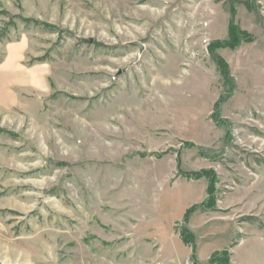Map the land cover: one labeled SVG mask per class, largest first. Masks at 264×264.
<instances>
[{
    "label": "rangeland",
    "instance_id": "rangeland-1",
    "mask_svg": "<svg viewBox=\"0 0 264 264\" xmlns=\"http://www.w3.org/2000/svg\"><path fill=\"white\" fill-rule=\"evenodd\" d=\"M22 37L46 78L0 107L2 263L264 264V0H0Z\"/></svg>",
    "mask_w": 264,
    "mask_h": 264
},
{
    "label": "crops",
    "instance_id": "crops-1",
    "mask_svg": "<svg viewBox=\"0 0 264 264\" xmlns=\"http://www.w3.org/2000/svg\"><path fill=\"white\" fill-rule=\"evenodd\" d=\"M4 43L0 45L4 53L0 56V107L11 110L35 100L33 94L44 89L46 76L42 66L25 64V37Z\"/></svg>",
    "mask_w": 264,
    "mask_h": 264
},
{
    "label": "trees",
    "instance_id": "trees-1",
    "mask_svg": "<svg viewBox=\"0 0 264 264\" xmlns=\"http://www.w3.org/2000/svg\"><path fill=\"white\" fill-rule=\"evenodd\" d=\"M234 2V1H233ZM27 20H30V19H27ZM229 35H230V37H229V41H225V42H222V43H224L225 45L227 44V43H229V44H236V45H239L242 41H241V37H244L245 36V33H244V31L240 28V26L239 25H237L236 23H235V21H234V19H232L231 21H230V31H229ZM219 42H216V44H218ZM221 43V42H220ZM212 53H214V52H212ZM215 57H216V60H219L220 59V61H221V57H219L218 55H215ZM220 61H218L219 62V65H221V62ZM188 211V210H187ZM189 214H190V212L188 211L187 212V214H186V219L188 218V216H189ZM183 240L186 242V243H191L192 242V238H191V236H190V234H189V232H187L186 231V229L185 230H183Z\"/></svg>",
    "mask_w": 264,
    "mask_h": 264
},
{
    "label": "water",
    "instance_id": "water-1",
    "mask_svg": "<svg viewBox=\"0 0 264 264\" xmlns=\"http://www.w3.org/2000/svg\"><path fill=\"white\" fill-rule=\"evenodd\" d=\"M84 41L88 42V43H93V39L92 38H83ZM131 44L139 46L141 49H143V44L140 43L139 41H133L131 42ZM0 264H4L0 261Z\"/></svg>",
    "mask_w": 264,
    "mask_h": 264
}]
</instances>
